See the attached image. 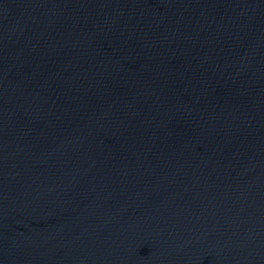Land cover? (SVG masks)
<instances>
[{
    "label": "water",
    "instance_id": "95a60500",
    "mask_svg": "<svg viewBox=\"0 0 264 264\" xmlns=\"http://www.w3.org/2000/svg\"><path fill=\"white\" fill-rule=\"evenodd\" d=\"M0 264H264V0H0Z\"/></svg>",
    "mask_w": 264,
    "mask_h": 264
}]
</instances>
